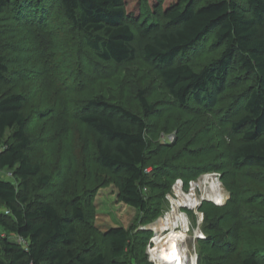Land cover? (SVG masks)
Segmentation results:
<instances>
[{
  "label": "rangeland",
  "instance_id": "obj_1",
  "mask_svg": "<svg viewBox=\"0 0 264 264\" xmlns=\"http://www.w3.org/2000/svg\"><path fill=\"white\" fill-rule=\"evenodd\" d=\"M173 1L164 0L163 5ZM125 4V20L136 36L142 22L164 21L158 0ZM47 5L35 0L23 5L25 12L12 6L2 10L0 52L7 72L0 81V95H23L28 155L40 164L41 174L50 176L45 186L30 180L28 195L53 204L61 215L70 210L67 201L80 204L83 218L73 219L74 251L106 252L107 231L123 227L132 245L126 260L160 264L155 259L166 256V236L175 227L185 232L180 241L187 250V264H241L247 256L264 261V169H235L229 161L240 139L230 124L246 88L255 84L253 76L232 66L227 88L213 109L195 103L179 106L138 50L122 64L102 61L59 3ZM39 12L45 15L39 18ZM261 32L264 37V27ZM137 44L136 38L133 45ZM200 46L189 58L196 71L224 49L211 35ZM143 88L154 107L149 114L143 113L137 99ZM98 95L143 115L148 123L146 171L152 172L141 186L148 205L145 212L117 200L113 178L98 169L92 138L76 120L86 101ZM206 177L219 183L222 203L201 198L210 190L203 183ZM195 229L201 232L198 237ZM4 236L0 229V238Z\"/></svg>",
  "mask_w": 264,
  "mask_h": 264
},
{
  "label": "trees",
  "instance_id": "obj_2",
  "mask_svg": "<svg viewBox=\"0 0 264 264\" xmlns=\"http://www.w3.org/2000/svg\"><path fill=\"white\" fill-rule=\"evenodd\" d=\"M34 1L0 0V14L8 6L25 12ZM36 1L47 8L57 1L86 46L102 61L122 64L138 50L179 106L195 103L213 109L227 88L232 66L253 76L255 84L246 88L237 118L230 124L240 139L229 161L235 169H264V0H175L168 5L158 0L164 21L142 22L137 36L125 20V0ZM45 12L36 16L41 18ZM209 35L224 49L196 71L189 58ZM136 38L137 48L133 45ZM6 72L0 52V81ZM145 93L139 89L137 99L143 113L149 114L154 107ZM24 108L21 93L0 95V229L5 232L0 238V264H136L125 258L132 248L125 228L107 231L106 252L74 251L73 219L83 218L79 202L67 201L70 210L61 215L53 204L28 195L30 180L45 186L50 176L41 174L40 164L28 155ZM76 120L92 138L98 169L113 178L117 200L145 212L148 205L141 186L152 170L146 171L149 126L144 116L98 95L86 101ZM7 131L11 132L5 138ZM241 264L264 261L247 256Z\"/></svg>",
  "mask_w": 264,
  "mask_h": 264
},
{
  "label": "bare ground",
  "instance_id": "obj_3",
  "mask_svg": "<svg viewBox=\"0 0 264 264\" xmlns=\"http://www.w3.org/2000/svg\"><path fill=\"white\" fill-rule=\"evenodd\" d=\"M209 175V174H208ZM203 181V180H202ZM203 183L207 184L210 188V190H205L201 196V198L203 200H209V201H214L217 204H220L223 202V195H222V190L219 187V183L217 182V180H215L213 177H206L204 178ZM225 198V197H224ZM196 231V229H195ZM197 235L196 237H198V235H200V231L197 230L196 231ZM182 237H185V232L178 228V229H171L168 232V235L166 236V242H168L169 244V248H167L166 250H164L166 252V256H163L160 260V258L155 259L156 262H160V264H170L173 260H179L177 262V264H187L186 263V257H188L186 255L187 250L185 248V245H183V243H181L180 239ZM155 257V256H153ZM156 264V263H155Z\"/></svg>",
  "mask_w": 264,
  "mask_h": 264
},
{
  "label": "built area",
  "instance_id": "obj_4",
  "mask_svg": "<svg viewBox=\"0 0 264 264\" xmlns=\"http://www.w3.org/2000/svg\"><path fill=\"white\" fill-rule=\"evenodd\" d=\"M199 238H203V237H199Z\"/></svg>",
  "mask_w": 264,
  "mask_h": 264
}]
</instances>
